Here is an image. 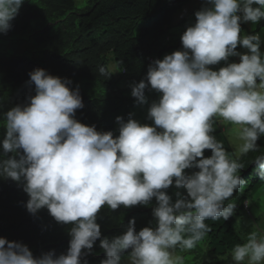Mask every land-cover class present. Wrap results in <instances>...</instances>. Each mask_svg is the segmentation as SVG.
Returning <instances> with one entry per match:
<instances>
[{"label":"clouds","instance_id":"9594fccd","mask_svg":"<svg viewBox=\"0 0 264 264\" xmlns=\"http://www.w3.org/2000/svg\"><path fill=\"white\" fill-rule=\"evenodd\" d=\"M23 3L0 0V35L10 30ZM203 3L208 7L195 13L194 26L183 23L182 34L175 37L183 50L154 61L147 83L132 87L138 105L147 103L149 86L160 94L147 112L154 127L131 116L127 122L117 117V138L99 133L73 119L83 103L78 88L66 86L71 81L42 69L29 73L35 95L3 117L0 177L22 186L29 214L47 209L57 224L72 225L71 239L66 255L49 252L34 258L26 246L0 238V264H80L82 250L90 253L101 238L96 219L102 208L148 206L153 198L156 229L136 233L135 221H129L123 235L101 240L106 254L101 264H121V254L128 250L129 264H184L185 258L175 253L191 252L205 240L211 231L205 221H227L234 214L235 204L224 203L245 183L237 175L245 167L239 156L259 152L257 140L264 136L261 40L244 24L264 20V0ZM241 30L249 36L241 38ZM238 45L249 54L236 52ZM236 56L238 64L210 70ZM98 71L110 77L105 68ZM214 121L238 129L242 146L236 159L211 135ZM205 150L211 151L210 158H204ZM250 163L264 182V155ZM192 168L198 171L186 176ZM173 182L186 191V197L176 193L175 203L165 194ZM231 257L234 264H264V235L253 230L242 245H235Z\"/></svg>","mask_w":264,"mask_h":264},{"label":"trees","instance_id":"16d2710c","mask_svg":"<svg viewBox=\"0 0 264 264\" xmlns=\"http://www.w3.org/2000/svg\"><path fill=\"white\" fill-rule=\"evenodd\" d=\"M192 1L90 0L78 8L75 0H25L18 15L10 22V30L0 35V42L28 36L30 50L36 49L39 56L31 59L0 53V152L6 134L4 114L27 104L28 97L35 95L34 85L29 86L28 81L29 73L36 69L62 81H71L66 85L71 91L78 88L83 108L76 111L73 119L85 126H94L99 133L112 132L117 138L119 125L116 118L127 122L131 116L135 120L139 109L131 95L132 87L142 80L147 83L148 67L182 45L171 30L176 16ZM240 28L246 30L244 24H240ZM261 28H264V22L258 29ZM167 38L170 39L168 42ZM241 49L238 46L235 51L239 53ZM231 60L230 57L225 67L232 64ZM112 64L118 76L110 71ZM101 67L109 73V78L99 75ZM257 147L259 152L239 156V162L245 167L237 175L245 183L224 203L225 207L228 203L235 204L234 214L227 221H205L211 231L204 241L215 256L222 258L230 254L235 245L244 243L235 229L237 221L248 210L250 200L264 188L258 170L250 163L255 156L264 155V137L258 138ZM225 152L230 159H236L232 150ZM203 155L210 158L212 154L205 150ZM197 171L186 169L184 174L192 175ZM174 185L175 182L165 191L173 203L177 192L186 197V191L176 189ZM28 199L21 185L0 177V238L26 246L34 258L49 252L55 257L66 255L72 225L57 224L47 209L40 210L35 216L29 214L25 207ZM156 206L153 198L148 206L120 207L116 211L106 206L102 208L96 219L101 238L94 243L90 253L82 250L80 264H101L106 258L99 247L101 240L111 241L123 235L129 221H135L136 233L144 228L155 230L157 222L152 211ZM130 252L122 253L121 261L128 259Z\"/></svg>","mask_w":264,"mask_h":264},{"label":"rangeland","instance_id":"374dc122","mask_svg":"<svg viewBox=\"0 0 264 264\" xmlns=\"http://www.w3.org/2000/svg\"><path fill=\"white\" fill-rule=\"evenodd\" d=\"M89 1L90 0H75L78 8L84 7ZM203 4H205L203 3V0H193L189 5L185 6L176 16L174 28L171 32L173 31L176 36H180L182 34L181 25L183 23L190 22V25L194 26L195 13L200 11V7L203 6ZM253 7L255 8L258 6L253 5ZM262 21L264 20L259 21L257 24H252L250 22L244 24L248 26L250 31H258L261 40L259 50L262 58H264V28H261L260 30L258 29V24ZM240 35L241 38L249 36L248 31L244 30H241ZM30 48L28 36L13 38L10 42H0V53L7 56L17 55L25 56L31 59L37 58L39 56L38 51L34 48L30 50ZM182 50V45H180L179 47L174 48L171 52L165 54L164 57L166 55H171L173 52ZM239 53L241 55L249 54L247 50L243 48ZM231 58L232 63L238 64L240 62L238 56ZM227 63H229V61ZM225 65L226 64L224 62H221L214 67L210 66V70L219 71L220 68L225 67ZM109 69L115 76H118V71L115 68V65H110ZM257 83H259V81H257ZM146 91H149V94L145 95L147 103L139 105V109L135 113V119L142 126L147 125L154 127V123L147 118V112L150 105L153 102H158L161 96L160 94L152 91L150 86L146 88L145 92ZM213 129L214 131L211 135L218 143L223 145V149L232 150L235 156H239V148L242 146V141L237 139L236 132L238 129H234L231 125H222L219 121L213 122ZM262 137L264 136H260L259 138ZM235 229L243 242H245V237L253 230H256L261 235H264V188L257 196L250 200L248 210L239 217ZM175 254L185 258L184 264H234L231 253L222 258L212 254L207 241H202L191 252H180L177 250ZM121 264H129V259L121 261Z\"/></svg>","mask_w":264,"mask_h":264},{"label":"crops","instance_id":"0c3cea01","mask_svg":"<svg viewBox=\"0 0 264 264\" xmlns=\"http://www.w3.org/2000/svg\"><path fill=\"white\" fill-rule=\"evenodd\" d=\"M203 5H204V4H203ZM263 22H264V21H262L261 23L258 24V28L261 27V25L263 24ZM247 28H248V26H247ZM248 29H249V28H248ZM259 30H260V29H259ZM249 31H250V30H249ZM257 33H258V31H257ZM258 35H259V33H258ZM259 36H260V35H259Z\"/></svg>","mask_w":264,"mask_h":264},{"label":"built area","instance_id":"2783aa9c","mask_svg":"<svg viewBox=\"0 0 264 264\" xmlns=\"http://www.w3.org/2000/svg\"><path fill=\"white\" fill-rule=\"evenodd\" d=\"M187 28H188V26L185 27V29H187Z\"/></svg>","mask_w":264,"mask_h":264}]
</instances>
